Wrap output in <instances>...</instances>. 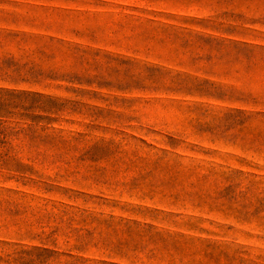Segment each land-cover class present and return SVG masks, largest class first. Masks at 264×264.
<instances>
[{
	"label": "rangeland",
	"instance_id": "rangeland-1",
	"mask_svg": "<svg viewBox=\"0 0 264 264\" xmlns=\"http://www.w3.org/2000/svg\"><path fill=\"white\" fill-rule=\"evenodd\" d=\"M0 264H264V0H0Z\"/></svg>",
	"mask_w": 264,
	"mask_h": 264
},
{
	"label": "trees",
	"instance_id": "trees-1",
	"mask_svg": "<svg viewBox=\"0 0 264 264\" xmlns=\"http://www.w3.org/2000/svg\"><path fill=\"white\" fill-rule=\"evenodd\" d=\"M3 109H1V107H0V116H3Z\"/></svg>",
	"mask_w": 264,
	"mask_h": 264
}]
</instances>
